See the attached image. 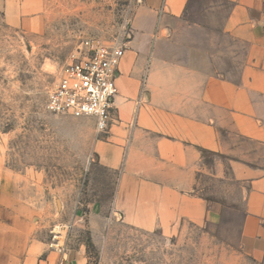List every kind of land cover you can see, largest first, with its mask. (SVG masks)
I'll use <instances>...</instances> for the list:
<instances>
[{"label": "crops", "instance_id": "crops-1", "mask_svg": "<svg viewBox=\"0 0 264 264\" xmlns=\"http://www.w3.org/2000/svg\"><path fill=\"white\" fill-rule=\"evenodd\" d=\"M42 5L0 0V13L23 27ZM129 25L116 115L93 145L113 188L89 216L172 237L211 223L219 204L206 197L233 187L237 249L223 264H264V0H142ZM29 218L0 204V264H87L82 244L34 239Z\"/></svg>", "mask_w": 264, "mask_h": 264}, {"label": "rangeland", "instance_id": "rangeland-1", "mask_svg": "<svg viewBox=\"0 0 264 264\" xmlns=\"http://www.w3.org/2000/svg\"><path fill=\"white\" fill-rule=\"evenodd\" d=\"M42 3L40 14L23 15V27L0 13V204L27 209L34 239L84 245L87 264H223L237 249L235 188L230 196L206 197L219 204L211 223H185L172 237L90 217L89 205L107 202L113 188L93 153L101 133L92 119L46 110L48 93L84 42H128L142 0ZM38 16L39 28L31 29L27 23ZM218 185L214 192L222 193ZM79 206L85 215L76 220Z\"/></svg>", "mask_w": 264, "mask_h": 264}, {"label": "built area", "instance_id": "built-area-1", "mask_svg": "<svg viewBox=\"0 0 264 264\" xmlns=\"http://www.w3.org/2000/svg\"><path fill=\"white\" fill-rule=\"evenodd\" d=\"M126 43L86 41L59 74L48 93L46 110L56 116L92 119L106 133L115 116L116 78Z\"/></svg>", "mask_w": 264, "mask_h": 264}]
</instances>
